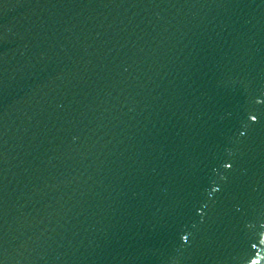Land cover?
<instances>
[{"label": "water", "instance_id": "water-1", "mask_svg": "<svg viewBox=\"0 0 264 264\" xmlns=\"http://www.w3.org/2000/svg\"><path fill=\"white\" fill-rule=\"evenodd\" d=\"M0 264H264V0H0Z\"/></svg>", "mask_w": 264, "mask_h": 264}]
</instances>
